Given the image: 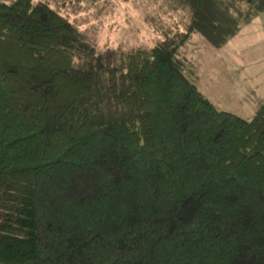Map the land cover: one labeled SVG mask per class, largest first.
I'll return each mask as SVG.
<instances>
[{"label":"trees","instance_id":"1","mask_svg":"<svg viewBox=\"0 0 264 264\" xmlns=\"http://www.w3.org/2000/svg\"><path fill=\"white\" fill-rule=\"evenodd\" d=\"M177 2L184 30L104 66L48 0H0V264H264V100L220 108L175 61L264 0Z\"/></svg>","mask_w":264,"mask_h":264},{"label":"rangeland","instance_id":"2","mask_svg":"<svg viewBox=\"0 0 264 264\" xmlns=\"http://www.w3.org/2000/svg\"><path fill=\"white\" fill-rule=\"evenodd\" d=\"M48 1L84 31L81 48L104 66L117 63L124 49L186 28L185 5L177 0ZM175 61L220 108L252 117L264 100V10L241 19L220 45L194 31Z\"/></svg>","mask_w":264,"mask_h":264}]
</instances>
